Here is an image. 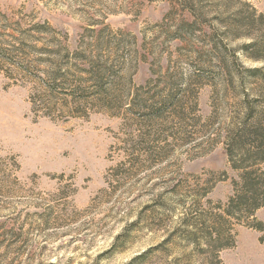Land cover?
Instances as JSON below:
<instances>
[{"label":"rangeland","instance_id":"1","mask_svg":"<svg viewBox=\"0 0 264 264\" xmlns=\"http://www.w3.org/2000/svg\"><path fill=\"white\" fill-rule=\"evenodd\" d=\"M253 10L264 21V0H0V264L184 263L167 233L196 197L233 193L245 96L219 74L264 69ZM232 233L224 264H264V229Z\"/></svg>","mask_w":264,"mask_h":264},{"label":"trees","instance_id":"2","mask_svg":"<svg viewBox=\"0 0 264 264\" xmlns=\"http://www.w3.org/2000/svg\"><path fill=\"white\" fill-rule=\"evenodd\" d=\"M245 6H250L247 2ZM247 17V24L260 33L245 46L247 55L255 59L264 58V21L253 20L255 11ZM250 49V50H248ZM227 83L223 91L233 88L236 95L244 94V100L238 103L242 111L233 128L225 135L226 152L231 168L236 172L232 179L233 193L227 202L208 200V208L201 207V196L196 197L195 210L186 211L180 226L167 233L160 244L167 247L177 237L185 242V247L192 246L191 252L183 255L182 264H224L220 251L234 243L233 226L247 224L263 230V223L257 221L256 213L264 207V69L250 68L234 70L224 67L220 74ZM252 77L259 84L248 88L247 78ZM239 85H234V80ZM233 84V85H231ZM164 105V104H163ZM257 222L256 224H252Z\"/></svg>","mask_w":264,"mask_h":264}]
</instances>
